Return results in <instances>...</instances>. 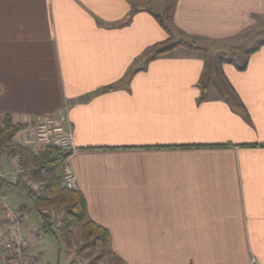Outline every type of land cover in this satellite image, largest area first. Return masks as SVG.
Returning a JSON list of instances; mask_svg holds the SVG:
<instances>
[{
	"label": "crops",
	"instance_id": "0c3cea01",
	"mask_svg": "<svg viewBox=\"0 0 264 264\" xmlns=\"http://www.w3.org/2000/svg\"><path fill=\"white\" fill-rule=\"evenodd\" d=\"M151 12L201 49L148 61L169 38ZM262 20L264 0H0V124L50 116L72 128L77 189L112 235L97 264H264V46L208 66L200 42ZM12 169L1 164L0 178L13 182ZM4 192L1 230L32 207ZM23 212L26 252L56 264L58 239Z\"/></svg>",
	"mask_w": 264,
	"mask_h": 264
},
{
	"label": "trees",
	"instance_id": "16d2710c",
	"mask_svg": "<svg viewBox=\"0 0 264 264\" xmlns=\"http://www.w3.org/2000/svg\"><path fill=\"white\" fill-rule=\"evenodd\" d=\"M151 14L167 32L169 38L165 42L157 44L152 48L147 55L148 61L168 55L179 46L192 50L201 49L193 41L175 39L176 32L172 28L169 18L162 17L154 12H151ZM262 46H264V41L248 51L245 55L246 59L257 52ZM235 60L236 58H221L218 62L235 63L237 62ZM245 67L246 64L240 69L244 70ZM118 86L119 84L112 85L104 88L102 91H112ZM201 87L204 99L206 96L205 82L201 83ZM223 90L224 96L233 107L236 110L239 109V112L249 119L246 109L238 100L234 91L226 88ZM22 127L23 124H15L10 115H5L0 124V151L11 156L18 155L20 164L24 169V173L20 174L13 182L0 178V191L4 192L10 187H16L20 190L30 200L32 205L30 208L24 206L20 209H30L31 212H34L39 221L40 231L44 235L55 236L59 244L62 243L68 251L73 249L74 230L80 227L82 229L81 236L83 244L78 252H98L99 254L93 260L94 263L104 259L111 251L112 235L110 231L90 220L87 202L81 191L78 189H68L64 186L63 167L71 158L72 154L55 146H49L44 153L40 154H35L31 149L22 147L16 141V135ZM28 178L40 181L42 183V189H33L34 187L28 184ZM54 211L62 212V216L58 219ZM58 225L59 227H57ZM70 264L80 263L72 261Z\"/></svg>",
	"mask_w": 264,
	"mask_h": 264
},
{
	"label": "built area",
	"instance_id": "2783aa9c",
	"mask_svg": "<svg viewBox=\"0 0 264 264\" xmlns=\"http://www.w3.org/2000/svg\"><path fill=\"white\" fill-rule=\"evenodd\" d=\"M16 141L21 145L33 146L36 154L44 153L49 146H55L72 155L77 152L73 140V130L66 126L58 117H39L35 121H28L16 135ZM6 161L13 165L11 175L16 179L23 173L18 155L11 156L0 151V166ZM64 186L77 189V178L70 165V159L63 167ZM35 190L42 189V185H35ZM7 195L0 191V205H5ZM14 223L7 230L0 229V264H35V258L30 256L28 241L22 236L23 220L27 218L21 210L14 212Z\"/></svg>",
	"mask_w": 264,
	"mask_h": 264
},
{
	"label": "rangeland",
	"instance_id": "374dc122",
	"mask_svg": "<svg viewBox=\"0 0 264 264\" xmlns=\"http://www.w3.org/2000/svg\"><path fill=\"white\" fill-rule=\"evenodd\" d=\"M175 39L188 40L178 34H176ZM262 41H264V20L257 23L256 26H253L252 28L245 31L242 35H240L235 40H232L229 42H223V44L210 42L206 40H203L200 42L203 43V47H204L203 49H204L205 55L207 56L208 66H210L211 63L212 64L213 62L216 63L221 58H224V59L236 58V61L241 63L246 53L250 51L251 49H253L255 46H257ZM21 146L33 150V152L36 154V150H34L35 147L33 148V146H27V145H21ZM30 180H32V183L35 184L37 187L38 185H42V183L38 180H34V179H30ZM12 200L14 199L12 198ZM54 214L58 216V219L59 217L62 216V212H59V211L57 212L54 211ZM57 227H59V225ZM80 229L81 228L78 227L74 231L73 249L71 251H68L67 248H65L62 243L57 244L56 242L58 257L60 253V261L58 260L56 264H66V259H65L66 257H69V258L71 257L72 258L71 261H77L80 264H97V262L94 263L93 260L95 259V256L99 254L98 252H93V253H88V252L79 253L78 252V249H80L83 244ZM98 264H107V262L104 260L102 263H98Z\"/></svg>",
	"mask_w": 264,
	"mask_h": 264
}]
</instances>
